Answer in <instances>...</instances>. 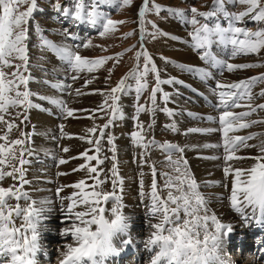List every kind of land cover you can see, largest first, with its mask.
Segmentation results:
<instances>
[{"label":"rangeland","instance_id":"1","mask_svg":"<svg viewBox=\"0 0 264 264\" xmlns=\"http://www.w3.org/2000/svg\"><path fill=\"white\" fill-rule=\"evenodd\" d=\"M56 2H59L61 5L71 4V0H38V5H40L38 7L45 5L48 9L36 12L34 14V19L30 21V39L28 41L29 64L28 70L24 72V75L27 77L29 74L28 90L32 94L30 96V100L32 101L31 103L33 106L27 111H25L23 107L8 109V112L4 114V119L15 124L17 127H14L9 132L7 125L5 123H0V136L7 134L8 137L7 141L0 140V143H9L15 139H23L25 140L23 147L30 150L29 152H25L24 159L32 154L33 149H37L36 152H38V155L33 154L39 156L37 157L38 162H45L44 159L48 156L56 157L58 160L64 159L67 161L65 164H60L58 161V163L55 164L56 167L62 168L67 166L66 164H71L74 169H78L83 164L97 166L96 161L88 162L85 158H83L82 154L87 152L88 155H97L94 144L95 140L100 137L101 130H103L104 135L100 140L101 151L98 154V158L105 159L104 163L98 166V171L102 170L100 178L104 180L106 177L111 176L110 169L113 166L112 157L115 155L119 176L123 179V191L121 192L119 188H117L116 194L123 197V210L125 215L127 214L126 216H128L131 212L134 213L138 211L142 206L149 205L150 199L147 194L151 191L150 183H152L153 180V176H151L153 167L156 170L158 188L162 189V187H164L163 180L165 181L166 177L162 174L170 173L172 175H177V173L173 172V169L169 166L167 161L168 153L166 154L167 156H165L162 149L154 146L145 150L143 147H140L133 142L131 134L139 131L137 124H142L144 129L142 136L144 137L145 143L155 140L157 144L171 143L184 149L182 153L183 159L187 161L188 168L199 185L198 191L203 197V194L205 193L204 190H210L211 196L214 197H221L231 193L230 187L232 177L229 176L228 179L225 180L223 174V167L225 166L223 156L225 153L222 147V132L218 130L221 128L218 123V119L222 109L220 111L217 110L218 98L213 94L212 90L215 88L217 81L223 84H229L260 76L261 74H264V67L238 69L231 73L224 71L223 75H220V70L218 68L211 66L209 63H206L199 58V56L203 54V51L191 47V44L193 43L191 36L193 31L192 26L184 22V17L176 15L175 12L182 11L190 18L191 7H196L199 12H208L213 9L214 0H149L150 9L153 4H158L160 5L161 11L159 14H156L155 11H149L145 14L146 22L143 25V32H141L142 26L139 23L140 18L138 14L140 7L143 6V0H132V4L127 6L116 2H113L112 4H102L99 6V9L102 13H104L106 18L123 22L117 25L114 33L107 34L103 37L100 35L103 30L100 26L92 27L87 24L74 25L70 20H66L59 16L51 7V4ZM25 8L26 6H24L21 10H24ZM225 8L229 12L237 13L245 10V6L238 4L232 5L227 2L225 3ZM199 19H201L202 23L205 22L203 18ZM206 22L210 25L218 22L223 27H227L228 25V21L220 14ZM35 25H39V30L34 27ZM239 26H246L253 31H255L257 27L256 23L249 17H245L243 23ZM260 26L264 27V24ZM63 31H69L77 38L75 40L65 39V37L61 35ZM128 33H133V35L128 36ZM153 33H155V35H153ZM42 39L49 41L50 46L41 47L40 44ZM88 41H91V46L85 49L82 45ZM61 45L70 46L73 51L88 59H98L103 57H113L114 59L107 61L105 65L95 72L76 73L70 69L69 63L63 59L61 54H59V48ZM230 50L231 46L225 47L224 45L217 43H213L209 49L211 54L215 56L217 60L234 64H264V50H262L259 55H239L235 58L230 56ZM138 51H146L153 58L162 80L171 79L174 81L171 84L161 85L163 92L169 93L170 99L167 103H165L162 99V93L158 92L156 96V111L154 114L147 110L137 113L138 105H143L146 109L152 106L150 95L152 88L156 86L155 76L150 72L146 77L149 85L148 89L143 92L139 99H137L135 91L137 84L136 81L129 76V74L137 68L138 64L141 68L143 66V57H141L139 61L136 60V52ZM176 53H186V56H190L192 58H177V56H174ZM164 58H166L168 62H165ZM18 63H20L18 60L13 61V64ZM182 66L183 68L193 67L204 69L205 71L212 73L213 78L204 80L197 73L182 70ZM3 70L6 73H11L15 69L14 67H10L4 68ZM73 76H77L78 78L73 80ZM125 77H128L126 80L128 87L126 91L117 94L119 96L118 107L120 113L122 114V118H120V116L113 118V114L110 109H107L106 111L97 110L98 106L104 104L105 96L110 93V89L117 87L120 80ZM88 81H90V83ZM175 81H181L182 83H176ZM45 82H47V84ZM48 84L50 86H48ZM53 85H59L62 87H53ZM69 85H71V87H68ZM77 90H79L82 94H77ZM262 90H264V82H257L252 87L253 100L251 103L253 106L264 104V96L259 95ZM52 100L62 101L68 110L73 111V116L69 118L59 104L50 102ZM110 103L111 100H109V104ZM241 103L246 104L247 101H242ZM47 104L49 106H46ZM51 106L53 108H51ZM46 107L47 109H45ZM105 108H107V105H105ZM164 108L173 112V115H167L164 111H162ZM232 110L236 113L249 111L247 107H240ZM47 111H50V114ZM21 113H23V115H20ZM24 116H27L26 120L24 119ZM39 117L43 119L46 118L47 120L44 119L43 122L39 123L37 122ZM56 117H59L58 119L60 120H56ZM66 117L69 118V121H66ZM208 117H213L214 120L210 121L207 119ZM21 120L24 122L21 123ZM110 120L112 123L109 127L104 128V125L108 124ZM251 121H264V110L257 109L256 112L252 113L248 117H245L243 122L250 123ZM173 123H175L178 129L177 131H172L166 127ZM72 127H76V129L86 132L84 137H82L83 140L86 139V141L83 143L82 148L76 149V151L71 154L70 150L68 152H64V149H62L61 137L65 130H68L69 128L72 129ZM93 127H96L97 129L95 133L90 131ZM189 129H199L202 131L189 132ZM212 129H217V131H210ZM61 130L62 133H60ZM21 132L26 135L22 136ZM65 134L66 132L63 134L64 137ZM229 135H253L255 138L248 141V144L258 145L261 140H264V123L252 124L248 128L231 132ZM39 136L41 138H39ZM109 136L113 138V144L111 145L108 143ZM67 138L70 139L71 137H66V139ZM88 139H92L93 144L87 143ZM47 144L49 146H47ZM205 145L221 146L205 147ZM20 147L21 146H15L17 156H19ZM113 147L115 148V153L111 151ZM141 153H144L143 161L145 163L143 164L141 163ZM70 154L71 156L77 154L78 157H69ZM257 154V148H242L236 153L237 156L241 157H251L256 156ZM172 156L176 158L174 159L171 157V159L177 160L180 159L181 153L178 155V152L174 151ZM212 157L218 158L212 159ZM38 162L36 160L31 162L32 166L36 168L35 172L38 176H35L34 178L33 173H28L29 171L25 172V175L28 173L30 178L29 185H31V187H33L31 182L41 176V170H37V168L44 163ZM228 163L233 167L248 168L254 163V161L250 159H243L233 160ZM12 164L19 167L18 160H13ZM32 166L27 167L28 169L26 167L23 168L25 171L31 170ZM4 167V171L11 170L8 166ZM125 168H127V170ZM197 169H199V171ZM74 172L75 174H70L68 176L72 177L73 175H82L83 178L85 177V180L89 179L87 168ZM140 173H144V177L141 176ZM123 174L124 176H122ZM47 175H45V177H48ZM91 175L94 176L95 173ZM158 175L161 180L158 179ZM8 178V180L5 178V182L3 180L0 181V187L7 189L13 185L15 188L19 186H17L18 182L15 181L17 179L14 180L11 177ZM32 178L33 180H31ZM90 180L87 182H90ZM141 180H143L145 190V196L143 199H140L141 197L139 195ZM160 182H162L161 185ZM148 184L150 185L148 186ZM45 186L47 189L44 193L48 194L53 193V190H51L52 187L58 189L61 186H65L62 191L63 195L60 193V197H54L55 195L51 196V200L54 199L53 201L55 205H57L59 201H62L61 197L66 198L70 196L69 192L67 193L66 191L73 189L67 184L62 183H60L58 187H55V185L52 186L51 184H45ZM100 190L108 192L113 191L111 179H106V182L101 185ZM201 190L203 192H201ZM32 192L35 194V189L32 190ZM165 192L167 193V190H164L162 194L166 196L167 194ZM136 194H138V196H136ZM127 197L128 199L130 198L131 201H128ZM23 201V199L20 200L19 204H22ZM63 201L64 203L70 202L66 199H63ZM126 201H128V203ZM229 202L230 200L228 198L225 204L229 207V210L226 213L229 215H233V213L236 214L234 211H231V205ZM68 203H65V206L63 205L62 207L66 209L65 207ZM107 205H112V203L109 202V204L107 203L102 206L107 209ZM129 207L130 209L128 210ZM83 209L84 207L80 206L76 210L79 211ZM53 222L54 221H48L44 223L46 233L43 232L41 228L39 229L40 232L43 233V235L40 236V238H42L41 240L50 243L49 250L55 254L53 257L54 259L49 262L51 264H55L58 254L55 252L58 249L57 247L60 246L61 243L70 242V237L68 240L62 242L59 241V237L55 239L50 235L53 231H55V227L63 226L61 223L56 224ZM69 223L66 225H69ZM237 223L240 226L239 221ZM45 227H47V229ZM57 233L60 235L59 231ZM125 233L126 231L124 234ZM144 236L146 237H144L145 241L150 235ZM235 240L240 241L239 237H236ZM238 244L239 243L228 251V256L230 258H234L235 264H246L247 261L250 258H253L254 255L259 256L261 253L262 247L260 246H256V248L254 247L253 252H246L245 250L242 251ZM42 254H44V252H42ZM239 257L240 259L238 260ZM129 258L134 260L132 256ZM125 260H127V258ZM257 261L259 260L257 259ZM40 262L41 264H44V259L41 257ZM143 264H146V260L143 261Z\"/></svg>","mask_w":264,"mask_h":264},{"label":"snow or ice","instance_id":"2","mask_svg":"<svg viewBox=\"0 0 264 264\" xmlns=\"http://www.w3.org/2000/svg\"><path fill=\"white\" fill-rule=\"evenodd\" d=\"M116 2L122 5H131L132 0H71L70 5H61L59 2L52 3L51 7L54 12L66 20H70L72 24H87L92 27L100 26L102 31L100 35L103 37L107 34L114 33L117 25L123 23L122 21H114L111 18H106L104 13L99 9L102 4H112ZM232 5L245 6V10L240 12H229L225 8V3ZM24 6L26 8L21 10ZM43 9L38 7V0H0V123L7 125L10 132L15 124L4 119V114L8 112L9 108L23 107L25 111L30 109L33 105L30 100L32 95L28 90L29 77L24 75L28 70L29 64V49L28 41L30 39V21L34 19V14ZM149 11H155L159 14L161 11L160 5L153 4L149 8V0H143V6L139 9V23L141 24V32L144 31L143 25L146 22L145 14ZM190 18L182 11L175 12L176 15L184 17V22L192 26V41L191 47L197 50H202L203 54L199 58L209 63L211 66L220 70V75L224 71L229 73L238 69H248L255 67H264V64H234L226 61L217 60L211 54L209 49L213 43L231 46L230 56L235 58L239 55L257 54L259 55L264 50V0H214V6L211 11L199 12L196 7H191ZM218 14L223 15L228 21L227 27L221 26L220 23L209 24L206 21L216 17ZM245 17L253 20L257 27L253 31L246 26H239L243 23ZM205 21L201 22V19ZM150 23V22H149ZM39 30V25L34 26ZM65 39L75 40L77 37L69 31L61 33ZM128 36L133 33H128ZM155 35V33H153ZM41 47H49L50 43L47 40H41ZM91 46V41L83 43L82 47L85 49ZM59 52L63 59H65L73 72L92 73L100 69L113 57H103L98 59H88L82 57L77 52L73 51L70 46L64 45L59 48ZM143 57L144 63L141 66L138 64L137 68L129 74L131 78L136 81L137 99L148 89L147 75L151 72L155 76L156 86L152 88L150 100L152 106L146 109L143 105L137 106V113L149 111L155 113L156 111V96L157 93H162V99L167 103L170 99L169 93L163 92L162 84H171L174 81L171 79H161L157 66L153 58L146 52H136V60L139 61ZM165 62H168L166 58ZM19 61L18 64H13V61ZM14 67V71L6 73L3 69ZM182 70L194 72L201 76L202 79H212V73L201 68H183ZM73 76L72 79H77ZM128 77L121 79L118 86L111 88L110 93L105 96L104 104L98 106L97 110L110 109L113 118L120 116L118 107L119 96L118 93L126 91V80ZM90 83V81H88ZM182 83L181 81H175ZM257 82H264V74L257 77H252L247 80H240L229 84L216 82L213 88V94L218 98L217 110L220 111L218 123L222 132L224 149L223 160L225 166L223 167V174L225 180L229 176L231 180V195L229 197L231 209L240 214L246 221L248 219L255 220L257 226L264 225V140H261L258 145H249L248 141L254 139L253 135L249 136H230L229 133L236 132L240 129L248 128L252 124L264 123V121L243 122L245 117L250 116L256 112L257 109L264 110V104L253 106L251 101L252 87ZM53 87H62L53 85ZM68 87H71L69 85ZM77 94L80 93L77 90ZM264 96V90L259 93ZM109 100L111 103L109 104ZM242 101H247L242 104ZM54 104H59L66 112L68 117L73 116V111L68 110L62 101L52 100ZM107 105V108H105ZM247 107L249 111L236 113L232 109ZM167 115L172 116L173 112L169 109H162ZM20 115H23L21 113ZM27 119V116H24ZM207 119L214 120L213 117ZM24 121L21 120V123ZM112 123L110 120L104 128L109 127ZM151 127V126H150ZM172 131H177L175 123L166 126ZM139 131L133 132L132 140L135 144L147 150L149 147H157L168 153V163L177 175L170 173L162 174L166 177L164 187L158 188L156 179V170L153 167V180L151 183V191L147 194L150 203L148 205V217L157 222L151 223L149 226L152 229L150 236L144 241L146 252L149 254L150 264H227L222 256L223 237L227 236L232 230L231 224L221 223L216 215H208L206 207L207 201L198 191L199 185L193 177L188 168L187 161L183 159V148L171 143L157 144L155 140L145 143L142 136L143 125L137 124ZM92 133L97 131L96 127L90 130ZM189 132L202 131L199 129H189ZM210 131H217L212 129ZM21 135H26L21 132ZM103 130L100 132V137L95 140V150L97 155H88L83 153V158L86 161H96L97 166H89L83 164L78 169L73 171H80L87 168L89 179L94 181L88 184L85 179L69 185L75 189L70 196L61 200L67 199L70 201L66 209L62 208L67 220L70 221L61 235L63 237H70V242L64 244L67 247L72 241L79 240L80 246L71 249L74 254L68 259L74 260L76 264L85 257L89 256L92 245L90 238L95 239L100 234V229L107 224L105 219L107 212L106 205L108 202L112 203L111 214L115 217L110 227L118 228L124 231L127 227L124 222L127 218L121 211L124 205L122 204V196L116 194V189L123 191V179L119 176L115 155H113V166L110 169L111 176L106 179H111L113 191L100 190L101 185L106 182V179L100 178L101 171H98V166L104 163V159L98 158L101 151L100 140L103 137ZM7 134L0 136V140L7 141ZM83 139V138H81ZM87 143L93 144L92 139H88ZM108 143L113 144V138L108 137ZM25 140L15 139L9 143H0V181L5 177H12L14 180L19 179L20 187L15 186L9 188L0 187V264H39L38 256L41 252L40 246V226L44 218L46 208H37L36 201H31L27 208H22L19 201L29 200V194L20 189L24 184L30 183L25 179V169L23 165L28 163L24 159L25 152L30 150L23 147ZM15 146L19 148V156L16 154ZM221 145H205V147H220ZM242 148H257L258 154L251 157L237 156L236 153ZM68 152V148H64ZM115 153V148L111 149ZM181 153L180 159L172 160L173 152ZM144 153H141L143 157ZM218 157H212L217 159ZM250 159L254 163L248 168L233 167L228 162L233 160ZM13 160H18L19 167L12 164ZM60 164H65L64 159L59 160ZM143 164V159L141 160ZM4 166L11 168L10 171H4ZM95 173L94 176L91 174ZM18 174V176H17ZM58 175H64L59 173ZM141 176L144 173H140ZM218 183V182H217ZM91 189V190H88ZM64 190L61 186L56 190V195L59 197ZM164 190H167V195H163ZM139 195L141 199L144 198V184L140 181ZM11 199H15L17 204L12 207L9 204ZM42 205L51 203L50 200L40 201ZM80 206L84 210L77 211ZM119 211L117 210V207ZM250 210V216H245V210ZM20 221L17 226L16 221ZM95 228L96 231L92 229ZM167 238V244H164ZM130 241H125L127 244ZM260 243V241H258ZM177 247L191 249L192 253L205 252L207 255H192L191 257L180 255L173 256L171 253ZM113 253L109 243L107 250L99 252L100 259L91 258V264H103V260ZM68 264V260L65 261Z\"/></svg>","mask_w":264,"mask_h":264},{"label":"bare ground","instance_id":"3","mask_svg":"<svg viewBox=\"0 0 264 264\" xmlns=\"http://www.w3.org/2000/svg\"><path fill=\"white\" fill-rule=\"evenodd\" d=\"M38 6H40V5H38ZM39 8H41V9H43V11H44V9H48V7H46L45 5H42L41 7H39ZM39 12V11H38ZM39 20H40V18H39ZM38 20V21H39ZM53 29V28H52ZM65 43V42H64ZM59 44V43H58ZM62 46V45H61ZM59 47V46H58ZM34 53V52H33ZM44 54V53H43ZM60 54V53H59ZM47 56V55H46ZM174 56H177V58H183V59H188V58H192V57H190V56H186V53H176V54H174ZM39 58V57H38ZM36 66V65H35ZM50 67H51V65H50ZM50 70V69H49ZM39 72V71H38ZM86 73V72H85ZM41 75V74H40ZM55 75V74H54ZM88 75V74H87ZM63 76V75H62ZM28 77H29V74H28ZM31 77V76H30ZM46 84H47V82H45ZM49 83V82H48ZM48 86H50L49 84H48ZM33 87V86H32ZM43 90V89H42ZM39 91V90H38ZM41 93V92H40ZM47 93V92H46ZM51 94V93H50ZM48 95V94H47ZM49 96V95H48ZM52 96V95H51ZM53 98H55V97H53ZM57 98V97H56ZM71 99V98H70ZM90 99V98H89ZM91 100V99H90ZM70 101V100H69ZM89 101V100H88ZM92 101V100H91ZM32 102V101H31ZM33 103H35V102H33ZM40 103V102H39ZM38 103V104H39ZM86 103V102H85ZM41 104V103H40ZM42 105H43V103H42ZM46 106H49L48 104L46 105ZM54 106V105H53ZM58 106V105H57ZM84 106V105H83ZM82 106V107H83ZM43 107V106H42ZM36 108H38V107H36ZM35 108V109H36ZM51 108H53L52 106H51ZM50 108V109H51ZM38 109H40V108H38ZM42 109V108H41ZM44 109V108H43ZM45 109H47V107L45 108ZM32 110V109H31ZM49 110V109H48ZM30 111V110H29ZM38 111V110H37ZM52 111V110H51ZM31 112V111H30ZM45 112V111H44ZM48 112V111H47ZM49 114H50V111L48 112ZM40 114V113H39ZM49 114H47V115H49ZM60 114V113H59ZM61 115V114H60ZM65 115V114H64ZM37 116H38V114H37ZM59 117H56V120H60V119H58ZM63 118V117H62ZM69 118H71V117H69ZM69 118L68 117H66L65 119H66V121L68 120L69 121ZM44 119H46V118H44ZM44 119L43 118H41V117H39L38 119H37V122H39V123H41V122H43L44 121ZM54 119H55V117H54ZM47 120V119H46ZM62 120V119H61ZM71 120V119H70ZM58 121H57V123H58ZM65 121V122H66ZM51 122V121H50ZM73 123V122H72ZM50 124V123H49ZM51 124H52V122H51ZM83 124V123H82ZM85 124V123H84ZM88 124V123H87ZM85 126V125H84ZM47 127V126H46ZM78 128V127H77ZM38 129H40V128H38ZM45 129H47V128H45ZM50 129V128H49ZM42 130V129H41ZM45 131V130H44ZM41 132V131H40ZM49 132H51V131H49ZM60 132V131H59ZM66 132V134H65V137H64V133ZM47 133V132H46ZM52 133V132H51ZM60 133H62V130H61V132ZM64 133L62 134V137H61V139H62V143H61V147H62V149H64V148H68L69 150H70V153L72 154V153H74L75 151H76V149H78V148H82V145H83V143L86 141V139L85 140H83V139H81L82 137H84V135H85V133L86 132H84V131H82V130H80V129H76V127H72V129H68V130H65L64 131ZM48 134V133H47ZM14 135V134H13ZM49 135V134H48ZM47 135V136H48ZM55 135V134H54ZM86 135H88V134H86ZM42 136V135H41ZM46 136V137H47ZM50 136V135H49ZM66 137H71L70 139H66ZM75 137H77V138H75ZM39 138H41L40 136H39ZM75 138V139H74ZM53 140V139H52ZM57 140H59V139H57ZM41 141V140H40ZM205 141V140H204ZM203 141V142H204ZM42 142V141H41ZM207 142V141H206ZM39 143V142H38ZM44 143V142H43ZM56 143V142H55ZM40 145V144H39ZM44 145V144H43ZM122 145H124V144H122ZM203 145V144H202ZM47 146H49L48 144H47ZM42 147V146H41ZM60 147V146H59ZM45 148V147H44ZM52 149V148H51ZM59 149V148H58ZM57 149V150H58ZM37 150V149H36ZM36 150L35 149H33V152H32V154L30 155V156H28L27 158H26V160L28 161V163H26L25 165H23V167H31L32 166V164H31V162L32 161H37L38 162V160H37V157H39V156H37L38 154V152H36ZM61 150V149H60ZM72 150V151H71ZM74 150V151H73ZM59 151V150H58ZM45 152V151H44ZM65 152V151H64ZM124 152V151H123ZM123 152H122V154H123ZM37 154V155H34V154ZM71 154H70V156L69 157H75V156H77V154H75V155H73V156H71ZM95 154V153H94ZM163 154L165 155V156H167L168 154L164 151L163 152ZM167 154V155H166ZM180 153L178 152V155H179ZM126 155V154H125ZM62 156V155H61ZM105 156V155H104ZM107 156V155H106ZM42 157V156H41ZM78 157V156H77ZM171 157H173L174 159L176 158V157H174V156H171ZM147 158V157H146ZM76 159V158H75ZM103 159H105V158H103ZM125 159H127V158H125ZM124 159V160H125ZM142 159H143V157H142ZM167 159H168V156H167ZM166 159V160H167ZM41 160V159H40ZM51 160H52V162H51ZM70 160V159H69ZM173 160V159H172ZM44 161L45 162H42V161H40V162H38V163H44L43 165H41V166H39V168H37V170L38 169H40L41 170V172H40V174H41V176H40V178H38V179H35L33 182H31V184L33 185V187H31V185H29V183L28 184H24V186H23V188H21L20 190L21 191H23V192H27L28 194H29V200H24L23 201V203L22 204H19L22 208H27L28 207V205H29V203H31V201H36V207L37 208H40V207H44V208H46L47 209V211L44 213V218H43V220H42V224H41V226H40V228H41V230L43 231V232H45L46 233V230L44 229V223L45 222H48V221H54L53 223H61L63 226H61V227H55V231H53V233L52 234H50L51 236H53L55 239L56 238H58L59 237V241H66V240H68L69 239V237H63L62 235H61V232H62V230L66 227V226H68V225H66V224H68L70 221H68L67 219V217H66V215H65V213H64V211H62V206L64 205L65 206V203H68V202H65L64 203V201H59L58 202V204L57 205H55L54 204V199L53 200H51V196H53V195H55L54 197H57V195H56V189L57 188H53L52 187V189L51 190H53V193L52 194H48V193H44L45 191H46V189H47V187L45 186V184L47 185V184H51L52 186L53 185H55V187H58L59 185H60V183H62V184H67L68 186L69 185H71V184H73V183H76V182H79V180H81V179H84L83 177H82V175H73L72 177L71 176H68V175H72V174H75V172L73 171V169H74V167H72V165L71 164H66L67 166H64V167H62V168H58V167H56V165L55 164H57L58 163V159L56 158V157H50V156H48V157H46L45 159H44ZM106 161V160H105ZM168 161V160H167ZM127 162V161H126ZM145 163V162H144ZM128 164V163H127ZM158 164V163H157ZM207 164V163H206ZM76 165V164H75ZM81 165V164H80ZM188 165V164H187ZM38 167V166H37ZM123 167V166H122ZM5 168V167H4ZM32 168H34L33 166H32ZM31 168V170H26L25 172H27V171H29L28 173H33L34 174V178H35V176H38L37 174H36V172H35V170H36V168H34V169H32ZM67 168V169H66ZM124 168V167H123ZM210 168V167H209ZM28 169V168H27ZM66 169V170H65ZM126 170H127V168H125ZM145 169V168H144ZM153 170V169H152ZM151 170V171H152ZM198 171H199V169H197ZM196 170V171H197ZM210 170V169H209ZM9 171V170H8ZM206 171V170H205ZM39 172V171H38ZM124 172H126V171H124ZM28 173L25 175V179L27 180V181H29V176H28ZM59 173H64V175H58ZM80 173V172H79ZM138 173V172H137ZM158 173V172H157ZM159 173H160V171H159ZM192 173V172H191ZM200 173V172H199ZM204 173H207V172H204ZM203 173V174H204ZM39 174V175H40ZM48 174V175H47ZM107 174V173H106ZM125 174V173H124ZM124 174L122 175V176H124ZM165 174V173H164ZM202 174V173H201ZM45 175H47L48 177H45ZM125 175H127V174H125ZM149 175V174H148ZM148 175H147V177H148ZM161 175V174H160ZM200 175V174H199ZM86 176V175H85ZM151 176H153V175H151ZM144 177V176H143ZM158 177H159V175H158ZM7 180L9 179L8 177H5ZM5 178L3 179V181L5 182L6 180H5ZM12 178V177H11ZM128 178H130V177H128ZM134 178V177H133ZM158 179H160V177L158 178ZM163 179V178H162ZM31 180H33V178L31 179ZM87 180V179H86ZM88 180H90V179H88ZM87 180V181H88ZM161 180V179H160ZM12 181V180H11ZM15 181H17L18 182V184H17V188H19L20 187V181H19V179H17V180H15ZM86 181V182H87ZM132 181H134V180H132ZM49 182V183H48ZM163 182H164V180H163ZM223 182H224V180H223ZM7 183H9V182H7ZM87 183H90V184H92V183H94V181H92V180H90V182H87ZM161 183L162 182H160V185H161ZM219 183V182H218ZM6 184V183H5ZM10 184V183H9ZM124 184H125V182H124ZM145 184H147V183H145ZM151 184V183H150ZM150 184H148V186L150 185ZM1 185V184H0ZM209 185V184H208ZM208 185H207V187H208ZM222 185V184H221ZM14 186V185H13ZM146 186V185H145ZM48 187H49V185H48ZM65 187V186H64ZM126 187V186H125ZM151 187V186H150ZM149 187V188H150ZM230 187V186H229ZM163 188V187H162ZM204 188V187H203ZM231 188V187H230ZM35 189V194H33V192H32V190H34ZM49 189V190H50ZM151 189V188H150ZM202 189V188H201ZM66 190V189H65ZM138 190V189H137ZM136 190V191H137ZM204 190V189H203ZM74 191H76L75 189H72V190H69V191H66L67 193L69 192V195H71ZM145 191V190H144ZM150 191V190H149ZM205 191V193L203 194L204 195V198H205V200L207 201V204H206V207H207V209H208V215H216L217 216V218L221 221V223H225V224H231L232 225V228H233V230L227 235V236H225V237H223V240H224V243H223V248H222V256H223V258H224V260L227 262V264H235V260H234V258H230L229 256H228V251H230V249H232L234 246H236L237 245V243H239L238 245H239V247L242 249V251L243 250H245L246 252L247 251H249V252H253V248L255 247L256 248V246H260V247H262V249H261V253H260V255L259 256H253V258H250L248 261H247V263L246 264H260V263H264V225H261V226H257L256 225V223H255V220H253V219H248L247 221L240 215V214H237L236 212V214H234L233 213V215H229V214H227L226 212L229 210V207L228 206H226V204H225V202L227 201V199L230 197V195H231V193H229V194H226L225 196H211V191L210 190H204ZM47 192H49V191H47ZM65 192V193H66ZM201 192H203L202 190H201ZM66 193V194H67ZM166 193V192H165ZM61 194H62V192H61ZM167 194V193H166ZM63 195V194H62ZM66 196H68V195H66ZM136 196H138V194H136ZM135 196V197H136ZM60 197V196H59ZM125 197V196H124ZM128 197H130V196H128ZM128 197H127V200L129 201L130 200V198L128 199ZM65 198V197H64ZM123 198V197H122ZM134 198V197H133ZM141 199V198H140ZM147 199V198H146ZM221 199H224V200H221ZM22 200V199H21ZM42 200H50L51 201V203H48V204H44V205H42L41 203H40V201H42ZM59 200H60V198H59ZM67 200V199H66ZM148 200V199H147ZM128 201H126L127 203H128ZM131 201V200H130ZM134 201V200H133ZM136 201V200H135ZM142 201V200H141ZM37 202H38V204H37ZM57 202V201H56ZM125 202V201H124ZM21 203V202H20ZM144 203V202H143ZM230 203V202H229ZM12 207H15L16 206V204H17V201L15 200V199H11L10 200V203H9ZM108 204H109V202H108ZM124 204V203H123ZM229 205V204H228ZM112 206L113 205H107V209H106V212H107V214H109L110 213V210H111V208H112ZM128 206V205H127ZM60 207H62V208H60ZM66 208V207H65ZM130 209V207L128 208V210ZM84 210V209H83ZM126 210V209H125ZM127 210V211H128ZM122 212H123V214L125 215V213H124V210H123V208H122V210H121ZM231 211L233 212V210L231 209ZM131 212V211H130ZM147 213H148V206L147 205H144V206H142L138 211H136V212H134V213H132L131 212V214H129L128 216H126L127 218H128V223L126 224L127 225V227H126V229L121 233V236H120V239H121V241L123 242V248H124V250L121 252V253H119L118 255H116V256H113L109 261H108V264H123V263H125V264H133L132 263V261H130V262H127L126 260L125 261H123V259L125 258V256L128 254V253H132V251L133 252H135V253H137V261L139 262V263H142V261L143 260H148L149 259V254L146 252V250H145V246H144V235H150L151 234V228H150V224L151 223H155V222H157V221H155V220H153L152 221V219H150L149 217H148V215H147ZM230 213V212H229ZM245 216H250V210H245ZM240 219V220H239ZM239 221V223H240V226L238 225V222ZM16 224L17 225H20V221L19 220H17L16 221ZM46 229H47V227H45ZM133 228V229H132ZM238 228V229H237ZM60 232V235H58V233L57 232ZM126 231V233L124 234V232ZM49 232H51V231H49ZM43 235V233L41 232L40 233V236H42ZM45 236V235H44ZM236 237H239V239H240V241H236L235 239H236ZM146 238V237H145ZM42 238H40V246H41V252H40V254H39V256H38V261H39V264H41V262H40V257L41 258H43L44 259V264H51V263H49L50 261H52V259H54L53 257H54V252H50V250H49V248H50V243H48V242H44V240H41ZM252 240V241H251ZM125 241H130L129 243H127V244H125L124 242ZM251 241V242H250ZM258 241H260V243H258ZM65 243H61L60 244V246H62V245H64ZM59 247V246H58ZM57 247V248H58ZM58 250V249H57ZM42 252H44V254H42ZM56 253H58V251H55ZM263 253V254H262ZM253 254V253H252ZM251 256V255H250ZM256 257V258H255ZM240 259V257L238 258V260ZM257 259L260 261H257ZM122 261H123V263H122ZM54 264V263H53Z\"/></svg>","mask_w":264,"mask_h":264},{"label":"clouds","instance_id":"4","mask_svg":"<svg viewBox=\"0 0 264 264\" xmlns=\"http://www.w3.org/2000/svg\"><path fill=\"white\" fill-rule=\"evenodd\" d=\"M116 207L117 210L119 211L118 206ZM105 219L107 221V224L100 229V234L94 240L90 238V244L92 245V247L89 256L83 257L79 261V264H91V258H95L99 260L100 259L99 252L101 250H107L109 243L111 245V249L113 250V253L108 255L103 260V264H108V261L113 256L118 255L124 250L123 242L120 239L121 233L123 231H120L118 228L110 227L112 225V221L115 219V217L111 214V210L110 213L106 215ZM124 222L127 224L128 218ZM92 230L96 231L95 228H93ZM164 244H167V238H165ZM79 246H80L79 240L72 241L67 247H65L64 245L59 246L57 250L58 254L55 260V264H65L66 260H68V264H76L74 260L68 258L74 255L71 249L78 248ZM171 254L176 257H179L180 255H185L189 257H191L192 255H200V256L207 255V253L203 251L198 253H192L191 249H185L182 247H177L175 251ZM146 264H150L149 259L146 261Z\"/></svg>","mask_w":264,"mask_h":264}]
</instances>
